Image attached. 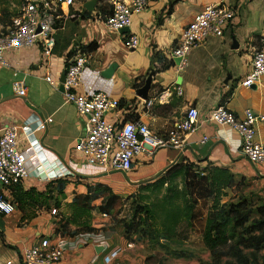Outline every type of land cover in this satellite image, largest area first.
<instances>
[{"label":"crops","instance_id":"crops-1","mask_svg":"<svg viewBox=\"0 0 264 264\" xmlns=\"http://www.w3.org/2000/svg\"><path fill=\"white\" fill-rule=\"evenodd\" d=\"M88 1L77 0L75 6L59 11L62 18L51 57L45 59L37 47L4 51L9 65L0 64V137L4 127L15 126L20 150L26 151L31 145L36 149L27 163L28 178L5 191L16 210L7 216L0 214V264H22V253L44 237L64 250L56 264H153L144 245L127 238L114 225L94 222L100 213L81 211L83 206L74 200L90 198L88 187L96 184L108 186L122 198L131 196L181 161L229 168L237 178H245L250 193L264 203V162L252 164L243 156L242 139L236 130L204 121L220 105L239 117L247 109L264 115V75L252 87L242 85L251 72L253 53L264 39V0H153L148 8L133 15L129 33L140 39L134 51L127 49L123 34L108 28L97 11L79 15ZM214 3L237 11L224 36H211L193 49L187 65L174 63L169 69H161L164 58L171 60L184 27L206 5ZM21 5L22 0H0L1 36L9 33ZM106 5H112V0H98L97 6ZM92 41L99 46L89 53L91 61L80 77L78 92L102 91L113 99L125 100L126 109L108 114L106 120L120 123L132 120L129 115L134 113L158 134H164L188 108L196 107L201 121L188 136L184 149L161 148L152 156L140 154L127 174L91 165L75 151V144L84 135V120L77 108L65 101L64 92L45 78L50 74L60 80L71 62V50ZM234 42L238 49H233ZM112 64H117L113 76L102 77ZM149 76L152 82L147 100H154V105L145 109L138 96L140 89L133 85ZM17 81L25 82V97L15 94L13 85ZM42 122H47L46 129L40 128ZM256 128V139L264 144V122H258ZM59 169L72 175L43 179V174ZM85 227L92 231L77 233Z\"/></svg>","mask_w":264,"mask_h":264},{"label":"built area","instance_id":"built-area-1","mask_svg":"<svg viewBox=\"0 0 264 264\" xmlns=\"http://www.w3.org/2000/svg\"><path fill=\"white\" fill-rule=\"evenodd\" d=\"M153 0H112V14L105 18V25L115 31L131 28L133 15L144 11ZM76 0H23L20 13L13 18L8 34L0 36V64L8 66L3 54L8 48L37 47L45 59L51 57L56 48L59 13L63 7L69 8ZM237 16L235 8L223 3L208 4L196 17L184 27L171 53V60L181 59L179 67L187 65V57L193 49L203 45L211 36L222 38ZM127 49L134 51L140 46L136 34H123ZM91 54L78 53L66 68L65 82L55 80L50 74L46 81L56 88L64 87L65 101L77 108L84 120V135L75 144L89 164L101 166L109 172L129 173L135 158L140 155H154L161 148L184 149L188 136L197 130L201 121L200 113L194 106L188 108L185 115L175 122L164 134L151 130L140 118L112 123L106 116L120 108V100L113 99L102 91L80 93L77 85L83 71L89 66ZM251 72L243 86L252 87L264 75V39L261 47L252 56ZM17 96L25 97L27 87L24 81L13 85ZM182 95V91L179 90ZM143 100V99H142ZM145 109L154 105V100H143ZM122 110V109H121ZM205 122L219 126H228L238 132L242 139L241 152L252 164L264 162V144L257 141L258 122H264V115L255 114L247 109L243 117L223 105L206 115ZM47 122L40 128L46 129ZM205 137L203 142L206 141ZM20 136L15 126H6L0 137V214L7 216L16 210L13 202L5 196V191L23 183L29 176L28 161L34 155L36 146L22 151L19 148ZM72 175L70 171L54 170L53 174H43L46 181ZM102 217H108L102 214ZM64 250L44 237L21 256L22 264H56L62 260Z\"/></svg>","mask_w":264,"mask_h":264},{"label":"trees","instance_id":"trees-1","mask_svg":"<svg viewBox=\"0 0 264 264\" xmlns=\"http://www.w3.org/2000/svg\"><path fill=\"white\" fill-rule=\"evenodd\" d=\"M102 1L104 0H99ZM106 9L109 10L105 11ZM95 11L105 20L112 14V6H97ZM86 14L91 15L86 10L79 15ZM98 46L96 41L88 45H78L71 50L69 58L72 59L78 53L95 52ZM162 62L163 70L174 65L173 60L167 58ZM145 82L143 79L135 82L133 86L141 89ZM126 106L127 102L121 100L120 108L126 109ZM130 116L132 121L139 119L134 113ZM201 163L181 161L173 164L157 179L141 186L136 195L127 198L116 195L111 188L103 184L89 186L90 198L82 200L76 198L74 203L83 206L84 209L81 211L97 210L100 214L110 215L119 204L138 195L135 199H140L139 202L132 200L134 204H138L135 212L137 216H133L131 222L124 225V234L127 238L132 239V235L140 232L142 223H145L150 231H155L165 239L187 240L195 226L198 206L206 199L210 204L204 224L203 241L213 253L229 242L244 249L254 250L255 253L263 251L264 203L260 201L257 207L249 206L250 202L244 196H240L237 202L224 203L223 199L228 197L229 190L239 191L247 187L245 178H237L229 168ZM95 201H100V205H92ZM62 228L64 231L65 224ZM86 230L92 231L91 228L85 227L79 229L77 233ZM0 237L3 238L1 233Z\"/></svg>","mask_w":264,"mask_h":264},{"label":"rangeland","instance_id":"rangeland-1","mask_svg":"<svg viewBox=\"0 0 264 264\" xmlns=\"http://www.w3.org/2000/svg\"><path fill=\"white\" fill-rule=\"evenodd\" d=\"M240 196H244L250 202L251 205L249 204V206L252 207L259 206L258 203L261 201L253 193H250L246 187L239 191L229 190V195L223 199V202H237ZM134 199L119 204L108 217L96 214L94 222L114 225L113 228L125 232V223H130L132 217L137 216L135 212L138 204L133 203L132 200ZM135 200L140 201V199ZM209 204L210 202L206 199H203L199 204L195 226L190 231V237L187 240L165 239L160 234H156L155 231H150L145 223H142L140 232L132 235V239L145 246L148 258L153 264H264V250L255 253L254 250L244 249L233 242H229L226 246H220L213 253L204 244V224Z\"/></svg>","mask_w":264,"mask_h":264},{"label":"water","instance_id":"water-1","mask_svg":"<svg viewBox=\"0 0 264 264\" xmlns=\"http://www.w3.org/2000/svg\"><path fill=\"white\" fill-rule=\"evenodd\" d=\"M97 3H98V0H90L84 5V8L88 12H94L96 9ZM129 31H130V28H125L121 30L120 32L122 34H125V33H129ZM238 48H239V45L236 42H234L233 49H238ZM181 61L182 60L179 58L174 59V63L177 66H180ZM116 69H117V64H112L108 70L102 72V77L107 78V79L111 78L113 76V73L116 71ZM65 78H66V73H64L61 76L60 82L64 83ZM151 82H152V76H149L145 82V85L138 91V96L141 99L147 100L149 98V91L151 90ZM59 90L60 92H64V87L61 85Z\"/></svg>","mask_w":264,"mask_h":264}]
</instances>
